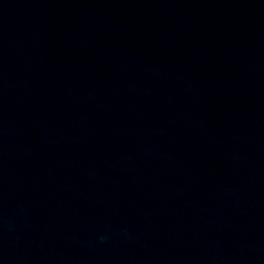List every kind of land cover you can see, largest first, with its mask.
I'll list each match as a JSON object with an SVG mask.
<instances>
[{
	"label": "clouds",
	"instance_id": "1",
	"mask_svg": "<svg viewBox=\"0 0 264 264\" xmlns=\"http://www.w3.org/2000/svg\"><path fill=\"white\" fill-rule=\"evenodd\" d=\"M101 239L103 240V239H104V237H101Z\"/></svg>",
	"mask_w": 264,
	"mask_h": 264
}]
</instances>
